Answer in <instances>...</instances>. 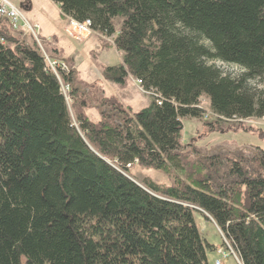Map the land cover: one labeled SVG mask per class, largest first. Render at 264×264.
<instances>
[{"label": "trees", "instance_id": "1", "mask_svg": "<svg viewBox=\"0 0 264 264\" xmlns=\"http://www.w3.org/2000/svg\"><path fill=\"white\" fill-rule=\"evenodd\" d=\"M50 1L118 53L104 79L139 80L150 101H91L61 49L43 46L67 67L53 70L32 34L0 16V264H208L214 246L195 212L241 264H264V151L181 139L182 119L207 114L201 98L216 116L208 132L264 118V0ZM133 165L166 182L137 181Z\"/></svg>", "mask_w": 264, "mask_h": 264}, {"label": "rangeland", "instance_id": "2", "mask_svg": "<svg viewBox=\"0 0 264 264\" xmlns=\"http://www.w3.org/2000/svg\"><path fill=\"white\" fill-rule=\"evenodd\" d=\"M20 11L25 21L29 24L30 28L35 29V34L38 39L39 47L44 51L46 44V53L51 50V47L61 49L66 58H70L73 62V69L76 71L78 80L87 88L84 92L88 93L91 101L95 98L101 97H115L119 102L124 105H129L135 110L144 107L150 101V95L143 92L134 80H128L125 87L119 86L111 81L104 79L103 68L108 65H114L119 62V55L113 49H103L100 47V40L94 32H91L84 38H72L65 32L67 21H61L56 6L50 0H31L32 7L28 10L22 8L23 0H8ZM39 23L40 26L35 23ZM35 27V28H34ZM61 28L63 30H61ZM29 30V29H28ZM16 31V30H15ZM64 31V32H63ZM30 32V31H28ZM52 33L55 37H49ZM33 35V34H32ZM46 40V42H44ZM104 40V39H103ZM105 40H109L105 39ZM44 51V52H45ZM49 55V54H48ZM60 63V61H55ZM48 64L54 63L52 60L47 61ZM216 66L225 73L237 75L240 70L231 65H224L215 63ZM256 81H252L251 85H256ZM66 86V85H63ZM201 104L206 109L207 114L203 116L202 120L196 119H182L183 130L181 132L182 143L192 144L197 150H205L216 146H223L234 150L240 147H258L264 151V118H247V119H234L220 124V127L228 128L225 132H208L203 125V122L215 121V116L210 114L208 110V102L206 99L201 98ZM90 106L86 110V114L91 120H96L98 110L95 108L94 103H89ZM245 125L253 126L257 130H262L263 135L259 131L254 130H233L232 126ZM219 127V128H220ZM238 127V126H237ZM223 131V130H221ZM130 168L132 176L140 181L145 176L150 177L153 181L158 183L166 182L165 177L152 168L139 167L133 165ZM195 225L203 239L215 247L214 250H207V262L213 264L216 260L219 264H238L235 259V254L228 242L224 239L221 232L217 229L211 220L205 219L200 213L195 212L193 215ZM216 249L226 250L227 261L218 257L214 252ZM233 251V250H232Z\"/></svg>", "mask_w": 264, "mask_h": 264}, {"label": "built area", "instance_id": "3", "mask_svg": "<svg viewBox=\"0 0 264 264\" xmlns=\"http://www.w3.org/2000/svg\"><path fill=\"white\" fill-rule=\"evenodd\" d=\"M0 16L7 19L11 28L14 30L16 28H20V29H24L26 31H30L31 34H33L32 36L34 37V39L36 40V42L38 43V39L36 37L35 29L33 30V28H30L29 24L25 21V19L23 18V16L20 14V11L12 4L10 3L8 0H0ZM35 28V27H34ZM18 29V30H20ZM29 29V30H28ZM17 30V29H16ZM65 32L68 36L72 37V38H84L85 36H88L91 33V28H90V22L89 20L83 21V22H76L74 20H67L66 23V28H65ZM45 60L48 61V58L46 56V54L43 52V50L41 49ZM57 65L59 66L61 69L66 70L67 67L63 62L60 63H50L49 66L54 70V66ZM135 84L143 91L145 92L140 85V81L139 80H135ZM61 91L63 94H66V92L68 91V85L63 86L61 85ZM149 95L151 94V92H146ZM159 103V101H158ZM216 117V116H215ZM233 255L235 254L232 250H230ZM220 254L223 257L227 256L226 250L224 249H219ZM235 259L237 260L238 264H241L239 259L237 258L236 255ZM214 264H219V261H215Z\"/></svg>", "mask_w": 264, "mask_h": 264}, {"label": "crops", "instance_id": "4", "mask_svg": "<svg viewBox=\"0 0 264 264\" xmlns=\"http://www.w3.org/2000/svg\"><path fill=\"white\" fill-rule=\"evenodd\" d=\"M32 4H33V2H31V0H23V3H22V8L23 9H25V10H28V9H30L31 7H32ZM57 8V7H56ZM57 10H58V8H57ZM58 13H59V11H58ZM60 16V15H59ZM61 21H62V23H63V20L61 19ZM36 25H38V26H40L39 25V23H35ZM61 30H63L62 28H61ZM64 32V31H63ZM49 37H55L54 35H52V33H49V36H48V38ZM63 53V52H62ZM63 56H64V54H63ZM64 58H66L65 56H64ZM214 249H215V247H214ZM213 249V250H214ZM219 258L220 257H222L219 253H218V249H216V252H214ZM229 257H222V259H225V261H227V259H228Z\"/></svg>", "mask_w": 264, "mask_h": 264}, {"label": "bare ground", "instance_id": "5", "mask_svg": "<svg viewBox=\"0 0 264 264\" xmlns=\"http://www.w3.org/2000/svg\"><path fill=\"white\" fill-rule=\"evenodd\" d=\"M9 2H10V1H9ZM10 3H11V2H10ZM12 4H13V3H12ZM16 29L18 30V29H20V28H16ZM16 29H14V30H16ZM91 32H93V31L91 30ZM239 261H240V260H239ZM240 263H241V262H240Z\"/></svg>", "mask_w": 264, "mask_h": 264}]
</instances>
